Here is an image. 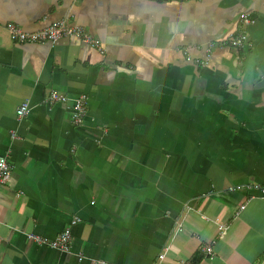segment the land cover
Segmentation results:
<instances>
[{"label":"crops","instance_id":"1","mask_svg":"<svg viewBox=\"0 0 264 264\" xmlns=\"http://www.w3.org/2000/svg\"><path fill=\"white\" fill-rule=\"evenodd\" d=\"M0 154V264H263L264 0H0Z\"/></svg>","mask_w":264,"mask_h":264},{"label":"built area","instance_id":"2","mask_svg":"<svg viewBox=\"0 0 264 264\" xmlns=\"http://www.w3.org/2000/svg\"><path fill=\"white\" fill-rule=\"evenodd\" d=\"M240 22L244 25H248L253 23L254 20L244 15L240 18ZM7 28L9 30L10 36L18 40L19 42L26 43H35V42H50L51 44L57 43L59 40L67 37H78L85 42H95L98 45V40L93 38L87 29H84L81 26L70 25L64 20H56L50 22L45 27L34 30L27 31L20 27L17 24H8ZM230 45L233 47H243L245 45L250 46L251 43L249 41L248 35L245 31H239L235 35H231L230 37ZM44 103L47 104H56V103H68L70 102L71 110H72V121L73 123H79L85 114L86 106L88 103V97L86 94L82 93L76 97H68L64 93H60L57 91H51L43 100ZM28 104L23 103L16 108V114L18 116H23L27 113ZM11 166L7 160V158L0 154V184H5L9 177L11 176ZM78 221V217H75L71 220L72 224H75ZM220 229L218 231L219 235L225 231V227L223 224L219 222ZM71 233L69 228L63 229L56 237L53 239L47 240L46 238L38 235H31L33 241L41 244H47L53 248H58L64 252L70 251V243L69 240L71 238ZM203 250L206 251V254L209 255L211 253L210 246H203ZM167 247L163 250L166 251Z\"/></svg>","mask_w":264,"mask_h":264},{"label":"rangeland","instance_id":"3","mask_svg":"<svg viewBox=\"0 0 264 264\" xmlns=\"http://www.w3.org/2000/svg\"><path fill=\"white\" fill-rule=\"evenodd\" d=\"M25 103H26V102H25ZM27 104H28V103H27ZM85 112H86V111H85ZM84 115H85V114H84ZM70 236H71V235H70ZM205 246H209V245H205ZM168 248H169V247L167 246V249H166V251H164V253H163V251L160 253V255H159V256H160V258H163V257H164V255L166 254V252H167ZM164 249H165V248H164ZM164 249H163V250H164ZM201 251H204V252H205V254H206V251H205V250H203V248H202V247H201ZM211 252H212V251H211ZM210 254H211V253H210ZM210 254H209V255H210ZM206 255H207V254H206Z\"/></svg>","mask_w":264,"mask_h":264},{"label":"trees","instance_id":"4","mask_svg":"<svg viewBox=\"0 0 264 264\" xmlns=\"http://www.w3.org/2000/svg\"><path fill=\"white\" fill-rule=\"evenodd\" d=\"M194 261H196V258H195V259L193 258V262H194Z\"/></svg>","mask_w":264,"mask_h":264},{"label":"water","instance_id":"5","mask_svg":"<svg viewBox=\"0 0 264 264\" xmlns=\"http://www.w3.org/2000/svg\"><path fill=\"white\" fill-rule=\"evenodd\" d=\"M263 264H264V262H263Z\"/></svg>","mask_w":264,"mask_h":264}]
</instances>
